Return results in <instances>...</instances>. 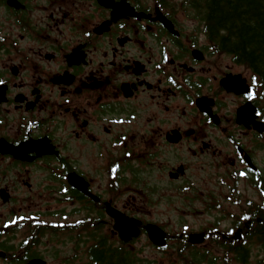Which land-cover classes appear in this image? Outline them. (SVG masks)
I'll return each mask as SVG.
<instances>
[{"label":"flooded vegetation","instance_id":"flooded-vegetation-1","mask_svg":"<svg viewBox=\"0 0 264 264\" xmlns=\"http://www.w3.org/2000/svg\"><path fill=\"white\" fill-rule=\"evenodd\" d=\"M17 1L0 0V264H86L116 244L113 212L163 224L136 211L212 207L220 179L257 193L261 101L222 87L236 73L161 0Z\"/></svg>","mask_w":264,"mask_h":264},{"label":"trees","instance_id":"trees-1","mask_svg":"<svg viewBox=\"0 0 264 264\" xmlns=\"http://www.w3.org/2000/svg\"><path fill=\"white\" fill-rule=\"evenodd\" d=\"M180 5L189 18L200 23L202 33L218 52L231 57L234 64L251 72L252 82L260 88L264 102V0H181ZM261 182L264 192V178ZM250 221L240 243L226 244L220 238L211 239V242L218 243L226 254L233 255L231 262L238 264L249 262V246L252 243L263 253L256 264H264V208L256 209ZM177 240L176 255L186 259L187 264L212 263V259L200 258L204 256H198L196 247L190 246L185 238ZM166 248L162 252H166ZM94 254L101 257L97 259ZM88 258L94 264H157L140 260L133 249L123 245L111 247L104 240L92 245Z\"/></svg>","mask_w":264,"mask_h":264},{"label":"rangeland","instance_id":"rangeland-1","mask_svg":"<svg viewBox=\"0 0 264 264\" xmlns=\"http://www.w3.org/2000/svg\"><path fill=\"white\" fill-rule=\"evenodd\" d=\"M180 3L181 0L167 1V4L169 6H171L175 10H179L180 14L178 15V19L180 22H183L182 24H184L187 31H189V29L194 28L197 22L194 19L189 18L184 13ZM37 7H40V11L38 15L39 16L44 15L45 12L43 11L44 10L43 6L37 5ZM212 61L216 62L217 65L222 67L224 71L228 66L230 72L240 74L242 77L247 78L249 80L251 78V74H250L251 72L246 67H240L234 64L230 57L223 56L218 61H215L214 59H212ZM214 75H216V73ZM255 158L257 161L256 165L264 173V152L263 151L256 152ZM225 181L227 185L226 184H224L223 186L216 185L214 187L215 189L222 190L221 191L222 196L215 197L214 201L217 200L223 201V196L225 194L227 195L230 193L228 188H231L233 186V180L228 179ZM249 183L250 181L247 179L239 180V183L237 185V192H236V198L238 199V202L233 205L231 204L226 205L225 203H223L222 208L224 209V211L226 210L224 215H222L223 211H218V210L211 212L209 211V213L208 212L206 213L203 209L201 202L199 201L200 199L199 197L193 198L192 199L193 201L190 198L187 200H183L181 203H178L176 204L175 207H171V208H168L167 206H160L157 208V210L151 209L150 212L136 211V215L144 216V219L147 220L152 219L155 221L163 222V224H157V225H159L167 233H169L171 239L169 240V244H168L169 248H167L166 252L161 253V251H157L155 248H153V246L148 241L146 235L142 234L139 239H137L130 245L131 249L136 251L138 254V258L140 260H145V262L155 261L158 264H187L186 259L180 258L176 255V251L178 247V240H176V238H178L177 235L182 232L184 233L200 232L203 229L212 228L213 224H210V222H212L217 217L222 218L220 220L221 224L219 225L220 228L223 231H225L224 229L231 225L233 216L240 215L241 212L244 210L245 200H258V195H259L258 192L256 193L253 190V188L249 185ZM229 213L232 215V217L228 215ZM224 235L227 238L231 237L232 239L234 236V235L229 236V233H226ZM250 245H251L249 246L250 258L247 264H256V260L259 259L263 255V253L260 251L258 247L253 246L252 243ZM116 246H118V244ZM205 250L207 251L205 252ZM195 252H197L198 256H204L200 258H204L206 260H208V258H211L213 261L212 263L209 264H238L236 262L235 263L231 262L233 261V257L231 256V254H226V251L225 253H223L218 243L216 244L206 243L204 245H200L199 247H197V250Z\"/></svg>","mask_w":264,"mask_h":264},{"label":"water","instance_id":"water-1","mask_svg":"<svg viewBox=\"0 0 264 264\" xmlns=\"http://www.w3.org/2000/svg\"><path fill=\"white\" fill-rule=\"evenodd\" d=\"M14 0H10V5H15ZM101 4H108L107 0H101ZM223 86L230 92L235 93H246L247 86L245 85V80L241 79L240 76H229L223 82ZM241 114L239 115L240 118ZM264 125H258V130L262 131ZM116 220L113 229L116 231L119 239L125 243H128L132 239H136L140 235L141 223L135 219H128L119 214H113ZM144 230L151 241V243L157 247H164L166 243V234L159 227L148 224L144 227ZM202 235H191L189 237V242L191 244L202 243Z\"/></svg>","mask_w":264,"mask_h":264},{"label":"snow or ice","instance_id":"snow-or-ice-1","mask_svg":"<svg viewBox=\"0 0 264 264\" xmlns=\"http://www.w3.org/2000/svg\"><path fill=\"white\" fill-rule=\"evenodd\" d=\"M249 99H251L252 97H251V95H249V97H248Z\"/></svg>","mask_w":264,"mask_h":264}]
</instances>
